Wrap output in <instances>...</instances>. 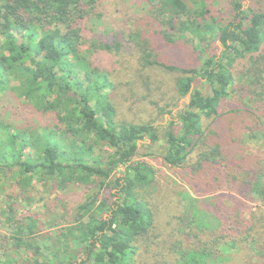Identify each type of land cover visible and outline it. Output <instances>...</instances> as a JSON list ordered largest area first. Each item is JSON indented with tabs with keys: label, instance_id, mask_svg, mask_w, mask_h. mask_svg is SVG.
<instances>
[{
	"label": "trees",
	"instance_id": "obj_1",
	"mask_svg": "<svg viewBox=\"0 0 264 264\" xmlns=\"http://www.w3.org/2000/svg\"><path fill=\"white\" fill-rule=\"evenodd\" d=\"M245 1L228 0L227 16L220 18L201 0H142L150 8L147 25H159L154 34L166 54L159 55L144 28L132 32L130 42L143 70L171 73L177 98L159 107L171 119L156 125L115 120L114 82L88 56L92 48L113 47L89 40L83 25L101 0H0V91L19 79L34 106L57 113L59 122L14 131L0 122V147L10 150L0 154V180L14 173L22 190L36 178L61 190L74 184L93 189L72 223L54 236L38 233L36 213L9 216L8 241L30 255L17 261L0 237V264H232L240 248L264 264V151L230 146L225 130L210 129L224 115L245 111H223L232 92L247 90L256 109L264 102V0H251L250 7ZM173 46L197 53L198 64L173 62ZM198 80L208 90L194 88ZM184 98L189 103L173 116ZM247 129L264 147L263 116ZM155 146L196 195L179 193L181 215L170 230L161 227L150 200L157 198L156 169L144 159L152 154L142 150ZM250 201L260 205L250 209Z\"/></svg>",
	"mask_w": 264,
	"mask_h": 264
},
{
	"label": "rangeland",
	"instance_id": "obj_2",
	"mask_svg": "<svg viewBox=\"0 0 264 264\" xmlns=\"http://www.w3.org/2000/svg\"><path fill=\"white\" fill-rule=\"evenodd\" d=\"M201 1L205 3L212 14L220 18L227 16L228 0ZM251 4V0L245 1L246 7H250ZM149 9L142 0H101L96 15L83 21L85 33L89 40L97 43L99 41L104 42L113 47L112 50H95L92 48L88 56L93 66L101 72L109 74L114 82L115 88L109 93L115 108L116 121L153 122L156 125L166 123L167 120L171 119V116L160 114L158 109L165 106L167 101L175 102L177 99L171 88V73L159 69L143 70L139 64V51L134 42H130V34L136 29L144 28V31L152 36L153 42L159 45V55L162 57L166 54L161 47L159 34H154L155 31L160 30L159 25L156 23L154 26L151 22L147 25V21L151 17ZM171 49L173 50H171L169 57L173 59V62L198 64L197 53L174 46ZM222 51L221 43L216 42L214 54L219 55ZM25 86L26 84L21 83L19 79H15L10 88L0 91V122L10 125L12 131L15 128L42 130L43 128L49 129L58 126V114L37 109L34 106L33 98H30L32 94L27 92L29 88ZM194 88L208 90L206 85H202L201 80L194 84ZM251 98L252 96L247 90L232 92L226 98L223 111L228 110L230 112L237 107L243 108L245 111L237 113L233 111L230 115H224L219 121L213 123L210 129L213 131L225 130L227 137L224 141L230 146L239 147L252 153H260L264 151L262 140L250 136L251 132H248L247 128L250 125H255L257 116L261 115L264 119V102L256 103L255 107L258 106L256 109L252 105ZM177 102L178 105L173 108V116L183 108L185 103H189V99L184 98ZM68 138L71 139L70 136ZM211 139H216V137L211 135ZM8 151H10L9 148L0 147V154H8ZM142 153L152 154V156L144 159L153 164L156 169L157 198L150 200L158 211L159 223L166 230H170L174 226L177 228L175 219H179L182 210L179 193L188 191L193 196L196 195L192 192L190 184L180 169L164 164L162 156L159 154V146L142 150ZM98 154L99 151L96 150L95 155ZM15 170L17 168L13 171ZM123 170L124 168L117 170L116 176L120 177ZM19 176L11 173L10 176L0 180V237H6L3 242L7 252L15 256L17 261L22 262L27 255H30V252L29 254H26L24 250L18 252L13 242L8 241L11 233V227L9 228L7 224L8 217L20 218L30 213H36L39 216L38 225L42 226V231L38 233H41L42 236H54V232L59 227L72 223L76 207L86 200L87 195L93 189L90 186L74 184L61 190L51 182H40L36 178L26 190H22L18 184ZM116 191L113 190V192ZM114 199L116 198L114 197ZM10 205L14 207L12 214L9 213L11 212ZM249 205L250 209H255L260 203L250 201ZM171 234L176 238L179 236H176L173 231ZM240 249L238 259L232 264L235 262L241 264V261H246L248 264H261L256 253L248 249ZM0 253L3 258V251Z\"/></svg>",
	"mask_w": 264,
	"mask_h": 264
}]
</instances>
